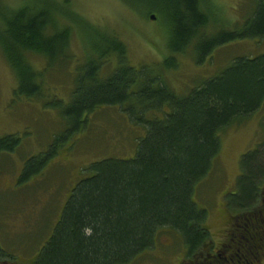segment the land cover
I'll list each match as a JSON object with an SVG mask.
<instances>
[{
    "label": "trees",
    "instance_id": "obj_1",
    "mask_svg": "<svg viewBox=\"0 0 264 264\" xmlns=\"http://www.w3.org/2000/svg\"><path fill=\"white\" fill-rule=\"evenodd\" d=\"M48 1L39 0L43 9L25 5L8 13L7 39L0 42L16 78L14 96L44 101V107L55 109L70 122L67 135L55 138L40 162H47L56 153L55 144L68 139L69 132H81L88 117L101 109L121 108L134 124L143 126L145 134L132 158H106L81 169L59 220L32 264H130L151 250L165 231L179 235L186 258L198 264L214 246L210 247L207 212L194 201L195 190L220 154L219 133L263 106L264 54L236 58L223 71L178 96L154 67L131 66L126 47L111 36L77 68L73 91L65 102L50 96L43 82L46 73L65 67L56 61L70 42L66 27L57 31V16L48 10ZM121 1L144 15L154 14L166 26L171 55L195 42L198 64L233 41L264 39L263 0L256 2L241 31L210 37L198 35L209 22L201 0ZM34 55L45 57L43 72L29 62ZM110 57L115 58V68L103 76L104 62ZM175 65L173 57L163 62L166 70ZM19 144L16 135L1 138L0 154L13 153ZM33 170L27 166L25 173ZM240 171L232 202L246 207L258 204L259 197L263 201L264 143L242 155ZM11 259L0 250V264H13Z\"/></svg>",
    "mask_w": 264,
    "mask_h": 264
},
{
    "label": "rangeland",
    "instance_id": "obj_2",
    "mask_svg": "<svg viewBox=\"0 0 264 264\" xmlns=\"http://www.w3.org/2000/svg\"><path fill=\"white\" fill-rule=\"evenodd\" d=\"M201 1L209 22L198 35L210 37L218 32L241 31L258 0ZM38 2L0 0V42L7 39L4 23L8 13L25 5H30L31 10L43 9L44 5ZM65 2L67 8L63 7ZM48 4V10L57 16V31L62 32L66 27L70 42L63 57L58 56L60 61H56L65 67L46 73L43 82L50 96L65 102L73 91L77 68L94 54L93 49L102 42L107 43L111 36L126 47L131 66L154 67L178 96L223 71L236 58L264 54V39L236 40L216 49L203 64H198L195 42L180 54L171 55L166 26L159 20H151L154 14L145 16L121 0H49ZM169 57L175 59L176 65L166 70L163 62ZM45 60L43 55L29 57L33 68L40 72L45 70ZM115 65L114 57L105 60L101 75H108ZM15 89L16 78L2 55L0 44V139L9 135L20 139L13 153L0 154V250L12 256L13 264H30L59 220L73 185L82 175L81 169L106 158H132L145 129L134 124L121 108L101 109L88 117L81 132H69L68 139L55 144V155L41 163L44 160L41 154L47 153L55 138L67 135L70 122L55 109L44 107V101L14 96ZM219 138L220 154L194 195V201L207 212L210 247L218 245L226 235L230 240L233 235L242 234L237 226L241 218L262 208L258 206L262 203L260 197L258 204L239 207L232 202L235 197L231 194L237 192L242 155L264 143V104L242 122L221 131ZM27 166L34 168L28 175ZM232 216L237 221L231 222ZM257 218L261 219L259 215ZM186 260L181 237L165 231L157 236L151 250L130 264H186Z\"/></svg>",
    "mask_w": 264,
    "mask_h": 264
},
{
    "label": "flooded vegetation",
    "instance_id": "obj_3",
    "mask_svg": "<svg viewBox=\"0 0 264 264\" xmlns=\"http://www.w3.org/2000/svg\"><path fill=\"white\" fill-rule=\"evenodd\" d=\"M258 206H262L258 213L247 214L237 225L245 234L233 235L229 241L226 235L222 242L202 255L198 264H264V199ZM230 219L237 221L234 216ZM185 263L190 264L191 260Z\"/></svg>",
    "mask_w": 264,
    "mask_h": 264
},
{
    "label": "water",
    "instance_id": "obj_4",
    "mask_svg": "<svg viewBox=\"0 0 264 264\" xmlns=\"http://www.w3.org/2000/svg\"><path fill=\"white\" fill-rule=\"evenodd\" d=\"M151 20H155V17L154 16H151Z\"/></svg>",
    "mask_w": 264,
    "mask_h": 264
}]
</instances>
